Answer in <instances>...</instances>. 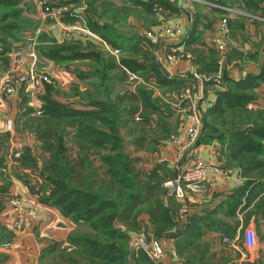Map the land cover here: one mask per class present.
<instances>
[{
  "label": "rangeland",
  "instance_id": "1",
  "mask_svg": "<svg viewBox=\"0 0 264 264\" xmlns=\"http://www.w3.org/2000/svg\"><path fill=\"white\" fill-rule=\"evenodd\" d=\"M137 1L106 0L110 7L94 10L91 0H49L54 9H81L82 27L97 22L106 35L116 37L113 46L98 34L77 41L47 35L39 39L47 18L34 1L0 0V79L14 69V61H20V72L31 69L48 78L38 88L25 85L14 88L9 99L0 98V264L208 262L206 251L213 254L220 234L233 238L231 228L217 226L211 211L219 206L210 201L203 215L208 222L197 232L202 219L191 213L213 193L205 191L206 183L198 189L181 185L183 197L178 198L166 186L195 160L202 161L213 178L236 179L226 193L229 211L234 191L252 180L232 213L242 222L239 236L234 243H224L237 249L229 259L264 264V215H254L256 200L264 194L257 184L262 176L249 167L244 170L251 162L264 165V140L254 134L255 128L264 127V104L230 112L226 118L220 108L213 112L219 100L214 89H222L227 81V66H239L241 77L230 86L236 89L234 95L249 96V101L255 97L253 88L260 79L253 81L244 69L253 62L260 75L264 73V36L250 41L249 50H235L227 66L226 51L233 49L228 42L231 18L264 22V0H230L222 13L220 0ZM165 27H179L182 33L175 39L161 38L157 33ZM139 37L143 39L137 42ZM41 49L67 57L50 60ZM89 51L92 57L71 58ZM159 65L174 81L160 83L153 69ZM187 88H192L191 97L182 99ZM123 95H134L137 101L131 103ZM44 98L69 110L65 115L42 113ZM133 107L137 113L128 115ZM7 120L12 131L5 128ZM47 129L50 136L43 140L38 132ZM189 129L196 130L197 139L203 134L209 140L197 147V139L190 143ZM217 141L221 148L214 162L198 157L201 146ZM11 197L20 198V205L13 207ZM99 201L113 206L85 220L84 212ZM133 203L137 205L130 220H122ZM43 207L56 210L60 222L35 220ZM210 230L216 235L207 240ZM185 234L190 238L177 241L170 253L161 246V239Z\"/></svg>",
  "mask_w": 264,
  "mask_h": 264
},
{
  "label": "crops",
  "instance_id": "2",
  "mask_svg": "<svg viewBox=\"0 0 264 264\" xmlns=\"http://www.w3.org/2000/svg\"><path fill=\"white\" fill-rule=\"evenodd\" d=\"M121 1L124 2V0H121ZM72 2H73V0H72ZM142 2H144V0H138L137 1V3H142ZM229 2H231V1L230 0H222V1L220 0V3L218 5L219 6L221 5L219 7L221 13L224 10L221 7H224ZM92 4H93V8L99 6L95 2H93ZM70 8H73V7H70ZM65 9H67V7L63 8L64 11H65ZM77 10H79V9H76L75 12L81 18L83 16V13H82L81 9L79 10V12H77ZM255 18L256 17H245L244 19H236L234 17L231 18L232 20L230 21V28H229L230 31H229V35H228V42L232 46L233 49H231L232 55L230 54L231 52L229 53L228 50L226 51V55H228V58L226 56V59H227L226 60V66L229 64L230 59L235 58L236 55H234V54L237 53L235 50H237L239 52L242 50H244V51L249 50V44L248 43L250 41H256V38L258 36H262V35L264 36V22H259ZM79 19L76 20L73 24H71L69 26H73V27L74 26H79V27L82 26ZM48 20H50V19L47 18L44 20L46 22L45 32H46L47 36L57 39V37H59L61 30L63 29V26H66V25L63 24L61 21H59V22L53 21L52 24L48 25L50 23V22H48ZM257 23L260 24V26H261L260 29L259 28L257 29ZM56 27H57V30H56ZM258 30H262L261 34L257 33ZM91 34H93V33H91ZM82 36H84V35H82ZM85 36L87 38H93L94 37L91 35H89V36L85 35ZM141 39H143V38L139 37L136 39V41H141ZM238 43H240V45ZM252 64H253V62H251L250 65H248L244 69L245 74H249V77H253V79H252L253 81L260 79V83L258 84V86L253 88V93L255 94V97H253V99L250 100L251 102L249 101L247 103L246 107L247 108L253 107L255 109L258 105L264 104V73L262 75H260V73H259L260 69H257V67L255 65H252ZM230 67H231V65L227 66L225 69V73L228 77H227V81L224 82V85L222 88V90L224 92L225 91L226 92L231 91L230 86L234 85L235 82L241 77L239 74V66H235L234 68L229 69ZM240 70H241V68H240ZM254 76L255 77L257 76V78H255ZM234 90H236V89L233 88L232 91H234ZM221 116H223V118H226L227 113H223V115H221ZM2 130L3 129L1 128L0 131H2ZM227 135H228V133H227ZM222 137H223V135H222ZM220 148H221V145H220V143L218 144V141H217V143H215V144L213 143V144H208L206 146L205 145L201 146L199 148L197 154H198V157L200 159H203L204 161L214 162L217 158V153H219ZM172 155L174 156L173 152H172ZM221 179H223V180L220 181ZM221 179L213 178L212 173H207V181L205 182L206 183L205 191L207 193L212 192L213 197L208 198L209 200L206 199V201L203 204L198 205L196 208H194V210L191 214H194L195 216L202 219L201 220L202 224H200L199 229L197 231L199 233V231L201 232V227L205 226V223L208 222V220H206V219L204 220L205 216H203V215H204V212H206V213L209 212L210 202H211V205H213V206L217 204L219 206L218 210L217 211H211V214L215 215L218 218V221L216 224L218 227L222 228V230H225L228 228L232 229V231H233V238L232 239H233V243H234L235 238L239 236L240 229L242 226V222L241 221L238 222L239 220L234 218L235 215L234 216L232 215L233 211L231 212V211L226 209L227 208L226 193L228 191L233 190L234 185L236 183V181H235L236 179H234L233 177H228V176L221 178ZM12 181H14V180H12ZM257 197H258V195H257ZM59 217H60V215L58 214V212L56 210H54L52 208L47 209V207H43V208H40V210L37 212L35 220H37V221L40 220L44 223H46L47 221L57 223V222H55V220H58V222H60L61 218L59 219ZM232 219L234 221H232ZM253 221L254 220L249 221V224H253ZM38 224L39 223H37V225ZM256 225L258 226V224H254L255 227H256ZM210 231H207V234H206L207 240L215 237V235H216L215 231H211V232ZM188 238H190V237L185 234V235H180L178 238L174 237L173 239H169V238L164 239L163 238L160 241H161V246L164 248L168 247V253H170L171 249L177 244V241L183 242V241H186ZM231 240L227 239L226 237L222 238V234H220L218 242L214 245V247L212 249L213 254L211 253V255H210V253H208V251H206L209 260H208V262H205L204 264H232V263L236 264L237 262H235V261L237 260V258L233 257L232 259H229L228 254H230L232 252V250L235 251L237 249L233 245L228 244V246H227V243H224V242H229ZM171 242H173V243H171ZM34 247L38 249L36 244L34 245ZM31 248H33V247L31 246ZM235 252H234V255H235ZM241 259L238 261L239 264H240Z\"/></svg>",
  "mask_w": 264,
  "mask_h": 264
},
{
  "label": "trees",
  "instance_id": "3",
  "mask_svg": "<svg viewBox=\"0 0 264 264\" xmlns=\"http://www.w3.org/2000/svg\"><path fill=\"white\" fill-rule=\"evenodd\" d=\"M50 1H52V0H50ZM93 2H95L99 6H101V8L103 10L105 9L104 8L105 5L108 6V7H110V5L106 3V0H91V3H93ZM50 5L52 6L51 3H50ZM94 8L96 9V7H94ZM79 18L80 17H78V14L75 11H72L71 8H70V9L65 10V11L63 10V13H62V15L60 17V21L63 24H65L66 26L67 25L69 26V25L73 24L76 20H78ZM88 26L89 27L87 29L91 33L98 34L103 40H105L106 42H109L113 46H115V44H117V42L115 41L116 40V37H114L112 35L111 36L110 35H106V33H105L106 31L101 30V28H100L101 25H99L97 22H92V21H91V23L88 22ZM193 31H194V29L192 30V32ZM193 34L194 33H192L191 35L193 36ZM45 35H47L46 32L43 33V35H39V39L45 38ZM84 36L78 35L77 37H75V39H72V40L73 41H77V40L85 39V38H83ZM65 41H69V40H65ZM70 42H72V41H70ZM65 44L66 43H63L62 45H65ZM136 45H137V43H136ZM119 47L121 48L122 46H119ZM46 50L45 49H41L42 54H44V56L46 58L50 59V60L58 61V60H63V59H60L62 57H67L65 54L58 53L57 50H56L57 53H52L51 52L52 49H49L47 52H45ZM92 56H93V53L91 51H89L86 54H76V53H73V55L71 56V58L72 59H74V58L75 59H84L86 57L89 58V57H92ZM158 67L159 68H156L155 67L153 69L155 71H157V73L159 74V79L162 80V82L160 81L161 84L171 83L170 80H173L174 81V79H170V78L168 79L167 75L160 68L161 67L160 65ZM159 69H161V70H159ZM159 71L163 72L162 75H161V73ZM250 79H252V78L250 77ZM214 92L217 94L219 100L216 101L215 104H217L218 107L217 108H214L213 112L216 111L219 108L223 110V112H222V110L220 111V112H222V114L223 113H227V114L229 113L230 114V112H233L234 113V111H238V110H240L241 112L248 111L247 110L248 108L246 107V105L249 102V99H250L249 96H242V95H238V94L234 95V92L233 91H227V92L225 91L224 92L222 89H216V88L214 89ZM122 98H124V100H128V101L130 100L131 103H135L137 101L136 100V97L134 95H127V97H125L123 95ZM43 101H44V106L41 107V112L42 113H54V112H58L59 115H61V114L62 115H65L66 112H67V110H69L68 106L65 107V106L61 105L58 101L52 100L51 98H44ZM214 105H212L209 108V110L211 108H213ZM134 113H137V109L135 107L130 108L129 110H127V114L128 115H132ZM240 130L241 131H248V130H246L243 127L240 128ZM254 131H256V133H254V134H257L258 137H260L261 139L264 140V127L263 128H255ZM38 134H39L38 136L41 139H43V140H45L47 137L50 136V132H49L48 129L45 130V131H43V132H41V133L39 131ZM208 140H209L208 138H206L205 136H203V134H201V136L196 141V146L198 147V146H200V143L202 141L204 142V141H208ZM248 167H249L248 171L253 169L255 171H258L259 174H261L262 179L260 181L257 180V184L260 187V190H263L264 189V182H263L264 181V165H263V163H260V162H253L252 163L251 162L249 165L244 166V170H247ZM250 181H252V180H249V182H247L241 189H238V191L237 190L234 191L233 194L237 195L236 198H235V200H234V202H233L234 207L237 204V200H238L237 198L239 197V194H241L249 186V183L252 184ZM256 201H255L256 202V204H255L256 210L254 211V215H261V216H263L264 215V194L262 196L258 197V199ZM45 203L46 202H44V204ZM136 205H137V203H133L132 205H130L128 208H126L124 210L123 216H122V220H124V221L130 220L131 215H132L133 208ZM110 206H113L110 202H101V201H99V203H98L97 206H95L93 208H90V210H87V211L84 212V219L85 220H91L93 217L97 216L104 209L110 208ZM234 207H233V209H231V211H234ZM63 213H64V215H67L66 212H63Z\"/></svg>",
  "mask_w": 264,
  "mask_h": 264
},
{
  "label": "built area",
  "instance_id": "4",
  "mask_svg": "<svg viewBox=\"0 0 264 264\" xmlns=\"http://www.w3.org/2000/svg\"><path fill=\"white\" fill-rule=\"evenodd\" d=\"M35 5L38 7L39 10L42 11V17L43 18H51L53 21L59 22L60 17L63 13V8L60 9H54L51 5L49 0H33ZM45 20V19H44ZM224 23V21H223ZM223 25V24H222ZM182 33V30L174 27H165L160 32L158 31V36L161 38H168V39H175ZM59 35L61 38L60 41L68 40L72 37H76L78 35H91V32L82 26H63V29ZM217 47L222 49V44L216 43ZM14 69L12 71L8 72L6 75H4L0 79V98H6L9 99L14 95V88L15 90L18 88H21L22 86L27 85V87H31L33 89L40 87L44 82H48V78L46 76L42 75H36L33 73V71L30 69V71L27 72H20L21 70V63L20 61H14L13 65ZM192 88H187L180 97L182 99H188L191 97ZM1 100V99H0ZM5 128L7 131H12V123L10 120H7L5 122ZM189 137H190V143L197 139L198 133L195 129H189ZM192 144H187V146H190ZM17 155V154H16ZM15 155V156H16ZM207 167L203 164L200 160H195L193 162H190L184 166V169L181 171L180 175L177 179H174L173 181H169L166 183V186L172 190L175 187V196L178 198L183 197L182 190L180 186H185L189 189H198L207 181ZM10 204L13 205V207H17L21 203V199L18 197H11ZM31 214L35 213V208L30 212ZM249 234V233H248Z\"/></svg>",
  "mask_w": 264,
  "mask_h": 264
},
{
  "label": "water",
  "instance_id": "5",
  "mask_svg": "<svg viewBox=\"0 0 264 264\" xmlns=\"http://www.w3.org/2000/svg\"><path fill=\"white\" fill-rule=\"evenodd\" d=\"M176 176H177V174H175V176H174V178H176ZM173 191V193L172 194H175V187L172 189ZM138 241V240H137ZM139 242V241H138ZM140 243V242H139Z\"/></svg>",
  "mask_w": 264,
  "mask_h": 264
}]
</instances>
